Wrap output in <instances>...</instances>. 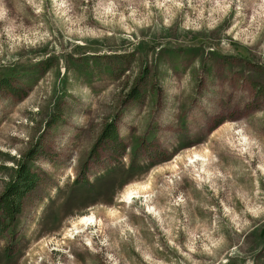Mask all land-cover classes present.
<instances>
[{"label": "rangeland", "instance_id": "1", "mask_svg": "<svg viewBox=\"0 0 264 264\" xmlns=\"http://www.w3.org/2000/svg\"><path fill=\"white\" fill-rule=\"evenodd\" d=\"M24 157L0 264H264V0H0V196Z\"/></svg>", "mask_w": 264, "mask_h": 264}, {"label": "trees", "instance_id": "2", "mask_svg": "<svg viewBox=\"0 0 264 264\" xmlns=\"http://www.w3.org/2000/svg\"><path fill=\"white\" fill-rule=\"evenodd\" d=\"M2 82L8 83L9 79L2 78ZM17 93L16 89H13ZM111 139L119 140V134L115 123L108 124L101 135ZM14 174L12 180L0 196V235L8 232L22 211L24 197L33 190L39 181V175L32 170L29 160L19 159L17 167L12 168ZM78 181V180H77ZM87 244V243H86ZM87 246H90L87 244Z\"/></svg>", "mask_w": 264, "mask_h": 264}, {"label": "bare ground", "instance_id": "3", "mask_svg": "<svg viewBox=\"0 0 264 264\" xmlns=\"http://www.w3.org/2000/svg\"><path fill=\"white\" fill-rule=\"evenodd\" d=\"M135 193H136V192H135V190H133V189L128 190V191H126L124 197H127V198H133V195H134ZM94 219H95L94 215H92V216H82V217H80V219H79L78 222L74 223V227H75V228H78V224H80V223H87V222H89V221H90V222H91V221L93 222Z\"/></svg>", "mask_w": 264, "mask_h": 264}]
</instances>
